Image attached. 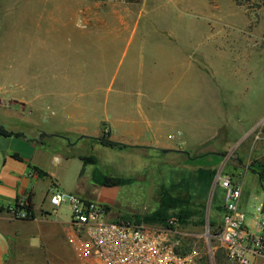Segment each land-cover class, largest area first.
Listing matches in <instances>:
<instances>
[{"label":"rangeland","instance_id":"obj_1","mask_svg":"<svg viewBox=\"0 0 264 264\" xmlns=\"http://www.w3.org/2000/svg\"><path fill=\"white\" fill-rule=\"evenodd\" d=\"M114 28L150 30L157 37L155 119L187 145L109 148L97 141L110 140L102 122L111 111L145 99L128 80L134 45L127 34L86 31ZM172 45L182 50L174 62L161 58ZM203 81L207 93L219 95L221 115H198ZM0 99L17 103L12 109L18 115L0 111L7 131L39 139L42 128L99 130L74 152L83 156L80 183L92 195L81 197L105 205L108 221L145 223L163 209L164 223L173 220L179 230L199 233L206 221L216 226L222 201L212 180L220 165L243 178L246 224L264 204V181L255 174L264 165V0H0ZM75 106L93 115L69 120ZM203 119L207 128H219L206 148L198 147L202 138L183 134L186 128L201 131ZM211 147L218 157L198 158ZM107 178L127 183L111 187L116 194H103L111 189L102 186ZM157 219L149 224L158 225ZM215 264L233 263L217 254Z\"/></svg>","mask_w":264,"mask_h":264},{"label":"crops","instance_id":"obj_2","mask_svg":"<svg viewBox=\"0 0 264 264\" xmlns=\"http://www.w3.org/2000/svg\"><path fill=\"white\" fill-rule=\"evenodd\" d=\"M88 30L112 32L118 36L127 34V42L134 45L130 63L132 71H129L132 78L128 80L138 85L139 89L136 86L138 91L145 92V99L141 97L138 102L129 104V107L111 111L109 117L102 122V128L106 127L109 131V139L131 148L178 150L181 146L187 145L185 142H175L174 136L169 135L165 128L158 127L155 119L157 112L152 105H156L157 85L161 72L158 69L159 41L156 36L152 37L150 34L152 31L127 28L86 31ZM181 51L180 47L172 45L167 53L163 52L161 58L166 57L174 62L176 56L182 54ZM180 81H183V77ZM228 102L231 108L232 106L236 108V103ZM16 104L14 101L0 99V111L9 116L18 115V112L12 109ZM18 105L24 110V103ZM221 110L219 95L215 89L207 93L203 81L199 84L198 115L205 117L209 112L221 115ZM78 115L91 117L93 111L75 106L73 110L67 112L69 120L71 116L74 118ZM205 121L202 120L204 124L198 133L191 131L190 128L183 130V134L186 133L188 138L192 136L202 138L198 147L204 146L203 148H206L219 129L218 125L207 128ZM0 126L4 128L5 124L0 122ZM42 131L45 138L44 136L39 139L35 136L31 138L24 133L18 137H0V264H77L70 242L69 208L62 205L55 214H51L48 194L51 189H58L79 197L92 196L85 192L86 189L83 190L82 182L80 183L81 172L85 173L81 161L83 156L74 150L81 142L87 140L83 137L95 135L99 130L93 134L83 128L76 130L69 128L63 131L42 128ZM8 132L19 133L12 130ZM70 132L75 136L70 137L66 134ZM210 149L211 151L202 159L218 157L216 149L212 147ZM261 152L264 155V147ZM101 193L116 194V188ZM21 203L30 208L26 218L16 216Z\"/></svg>","mask_w":264,"mask_h":264},{"label":"built area","instance_id":"obj_3","mask_svg":"<svg viewBox=\"0 0 264 264\" xmlns=\"http://www.w3.org/2000/svg\"><path fill=\"white\" fill-rule=\"evenodd\" d=\"M212 186L221 194L219 226L215 231L206 221L199 233L179 230L173 220L169 227L108 221L102 203L58 189L50 190L48 204L51 214L68 206L71 247L80 264H215L217 254L233 264L264 262V204L248 225L240 208L242 176L220 165ZM19 207L16 216L28 217L26 204Z\"/></svg>","mask_w":264,"mask_h":264},{"label":"trees","instance_id":"obj_4","mask_svg":"<svg viewBox=\"0 0 264 264\" xmlns=\"http://www.w3.org/2000/svg\"><path fill=\"white\" fill-rule=\"evenodd\" d=\"M9 136H16V137H18V136H21V134H19V133H12V132H8L7 130H5L3 127H1L0 126V137H9ZM97 141L101 144V145H103V146H105V147H109V148H131V147H127V146H124V145H122V144H120V143H117V142H114V141H110V140H108V139H97ZM134 149V148H133ZM222 156H223V154H221ZM204 156H206V153L205 154H203V155H200L198 158H202V157H204ZM17 158V157H16ZM236 169H237V167H235ZM208 176H209V178L211 177L212 178V173H206ZM255 174L257 175V177H258V181H259V183L260 184H262L263 183V181H264V165H262L261 166V169L259 170V171H256L255 172ZM125 183H127V180H123V179H118V178H107V179H105V180H103V182H102V186L103 187H108V188H111V187H117V186H121V185H123V184H125ZM105 208H106V206H105ZM107 209V208H106ZM25 211L29 214L30 213V208H29V206H27L26 205V207H25ZM162 211L163 212H158V213H156L155 215H152L151 217H149V218H146L144 221H145V223H143V222H134V223H136V224H148V225H150L149 223L150 222H154L155 223V221H156V219L157 218H159V220H160V222H158V225L157 226H164V227H169V225H168V222H165L164 223V221H166L167 219V217H166V213H165V211L162 209ZM177 218H178V220H180L181 219V216H180V214L179 215H177ZM158 220V219H157ZM128 222H131V221H128ZM160 224V225H159ZM213 229H215V231H216V228L219 226V223H218V225H216V226H214V225H210Z\"/></svg>","mask_w":264,"mask_h":264},{"label":"water","instance_id":"obj_5","mask_svg":"<svg viewBox=\"0 0 264 264\" xmlns=\"http://www.w3.org/2000/svg\"><path fill=\"white\" fill-rule=\"evenodd\" d=\"M161 152H162V153H165L166 151H165V150H162Z\"/></svg>","mask_w":264,"mask_h":264}]
</instances>
